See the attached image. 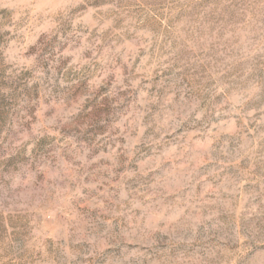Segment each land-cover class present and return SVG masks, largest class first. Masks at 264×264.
Wrapping results in <instances>:
<instances>
[{
    "label": "rangeland",
    "instance_id": "rangeland-1",
    "mask_svg": "<svg viewBox=\"0 0 264 264\" xmlns=\"http://www.w3.org/2000/svg\"><path fill=\"white\" fill-rule=\"evenodd\" d=\"M0 264H264V0H0Z\"/></svg>",
    "mask_w": 264,
    "mask_h": 264
}]
</instances>
